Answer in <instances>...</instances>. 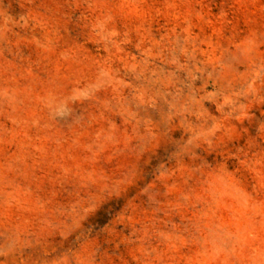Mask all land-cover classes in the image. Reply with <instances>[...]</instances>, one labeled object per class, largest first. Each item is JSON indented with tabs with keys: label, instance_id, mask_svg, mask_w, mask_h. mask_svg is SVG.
Instances as JSON below:
<instances>
[{
	"label": "rangeland",
	"instance_id": "rangeland-1",
	"mask_svg": "<svg viewBox=\"0 0 264 264\" xmlns=\"http://www.w3.org/2000/svg\"><path fill=\"white\" fill-rule=\"evenodd\" d=\"M0 264H264V0H0Z\"/></svg>",
	"mask_w": 264,
	"mask_h": 264
}]
</instances>
